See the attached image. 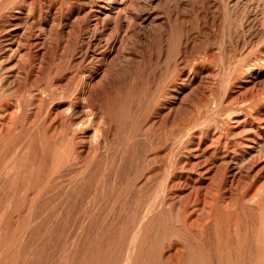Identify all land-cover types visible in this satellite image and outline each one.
I'll list each match as a JSON object with an SVG mask.
<instances>
[{
	"label": "rangeland",
	"instance_id": "obj_1",
	"mask_svg": "<svg viewBox=\"0 0 264 264\" xmlns=\"http://www.w3.org/2000/svg\"><path fill=\"white\" fill-rule=\"evenodd\" d=\"M0 264H264V0H0Z\"/></svg>",
	"mask_w": 264,
	"mask_h": 264
},
{
	"label": "bare ground",
	"instance_id": "obj_2",
	"mask_svg": "<svg viewBox=\"0 0 264 264\" xmlns=\"http://www.w3.org/2000/svg\"><path fill=\"white\" fill-rule=\"evenodd\" d=\"M220 176V175H219ZM262 188V187H261ZM258 192V191H257Z\"/></svg>",
	"mask_w": 264,
	"mask_h": 264
}]
</instances>
